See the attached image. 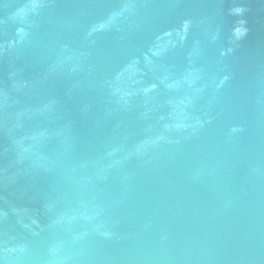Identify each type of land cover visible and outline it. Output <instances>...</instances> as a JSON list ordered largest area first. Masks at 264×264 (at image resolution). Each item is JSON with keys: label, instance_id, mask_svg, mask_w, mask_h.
<instances>
[{"label": "water", "instance_id": "95a60500", "mask_svg": "<svg viewBox=\"0 0 264 264\" xmlns=\"http://www.w3.org/2000/svg\"><path fill=\"white\" fill-rule=\"evenodd\" d=\"M0 264H264V0H0Z\"/></svg>", "mask_w": 264, "mask_h": 264}]
</instances>
